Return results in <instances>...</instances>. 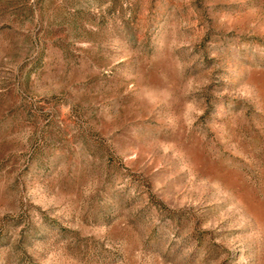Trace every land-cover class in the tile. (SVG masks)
Wrapping results in <instances>:
<instances>
[{
  "label": "rangeland",
  "instance_id": "obj_1",
  "mask_svg": "<svg viewBox=\"0 0 264 264\" xmlns=\"http://www.w3.org/2000/svg\"><path fill=\"white\" fill-rule=\"evenodd\" d=\"M0 264H264V0H0Z\"/></svg>",
  "mask_w": 264,
  "mask_h": 264
}]
</instances>
